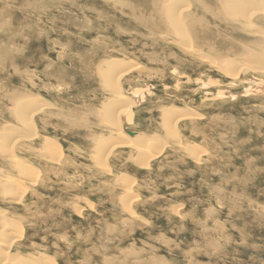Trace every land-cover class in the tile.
<instances>
[{"label": "rangeland", "instance_id": "374dc122", "mask_svg": "<svg viewBox=\"0 0 264 264\" xmlns=\"http://www.w3.org/2000/svg\"><path fill=\"white\" fill-rule=\"evenodd\" d=\"M0 261L264 264V0H0Z\"/></svg>", "mask_w": 264, "mask_h": 264}, {"label": "bare ground", "instance_id": "6f19581e", "mask_svg": "<svg viewBox=\"0 0 264 264\" xmlns=\"http://www.w3.org/2000/svg\"><path fill=\"white\" fill-rule=\"evenodd\" d=\"M200 3V2H199ZM208 9V8H207ZM263 10V9H262ZM259 13V12H258ZM221 15V14H220ZM249 16V15H248ZM252 16V15H251ZM255 16V15H254ZM257 16V15H256ZM224 17V16H223ZM247 17V16H246ZM221 18V17H220ZM245 18V17H244ZM249 18V17H248ZM250 19V18H249ZM246 21H248V19L246 20ZM259 23H261V22H259ZM257 26H259V25H257ZM193 27V26H192ZM194 29V28H193ZM191 30V29H190ZM192 32V31H191ZM256 56V55H255ZM241 74V73H240ZM11 183H13L12 181H11ZM1 262V261H0Z\"/></svg>", "mask_w": 264, "mask_h": 264}, {"label": "water", "instance_id": "95a60500", "mask_svg": "<svg viewBox=\"0 0 264 264\" xmlns=\"http://www.w3.org/2000/svg\"><path fill=\"white\" fill-rule=\"evenodd\" d=\"M130 133V132H129ZM132 134V133H131Z\"/></svg>", "mask_w": 264, "mask_h": 264}]
</instances>
